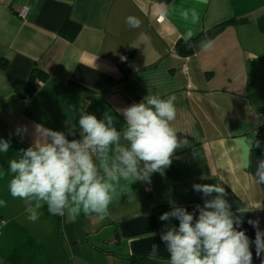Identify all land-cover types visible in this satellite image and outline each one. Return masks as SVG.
Instances as JSON below:
<instances>
[{
  "label": "crops",
  "instance_id": "obj_1",
  "mask_svg": "<svg viewBox=\"0 0 264 264\" xmlns=\"http://www.w3.org/2000/svg\"><path fill=\"white\" fill-rule=\"evenodd\" d=\"M28 9L20 19L14 8ZM180 7H196L197 25H189L198 40L222 27L208 50L191 54L177 50L186 27ZM164 14L161 19V14ZM135 16L139 28L126 18ZM80 25L73 40L61 33L65 22ZM235 20L236 23L223 25ZM0 139L11 141L0 153V264H154L151 245H160L165 225L174 218L160 215L173 206L189 212L203 206L194 184H220L233 212L247 204L240 230L255 240L249 220H259L264 232V184L253 181L257 161L264 159V0H0ZM124 60V61H122ZM122 61V62H121ZM125 70V71H124ZM35 76L43 86L31 95L24 91ZM176 96L173 122L178 149L163 174L150 182L121 181L109 214L51 215L47 207L32 222L25 204L13 198L4 173L8 161L34 140L37 124L78 139L79 110L102 118L139 103L148 94ZM77 111H74L73 109ZM18 127H26L23 135ZM255 137L261 148H250ZM251 174V175H250ZM203 177V179H202ZM253 264H261L251 245Z\"/></svg>",
  "mask_w": 264,
  "mask_h": 264
},
{
  "label": "clouds",
  "instance_id": "obj_2",
  "mask_svg": "<svg viewBox=\"0 0 264 264\" xmlns=\"http://www.w3.org/2000/svg\"><path fill=\"white\" fill-rule=\"evenodd\" d=\"M177 12L186 27L181 38L191 47L194 33L188 26L200 22L199 11L196 7H180ZM125 22L130 28L141 25L135 16L127 17ZM200 46L208 50L212 41H204ZM175 101L174 94L163 98L159 93L149 92L139 103L116 110L123 117L119 130L117 117L108 111L98 118L79 110L78 139H68V135L75 136L73 130L66 135L37 124L33 143L21 148L8 161L4 174L9 177L10 195L24 202L32 222L39 219L40 210L45 206L51 215L67 214L72 218L94 215L103 221L121 181L150 182L151 174H163L172 165L176 151L188 145L186 139H178V130L173 124L177 116ZM26 130L18 127L16 133L23 135ZM249 143L250 148H261V142L255 137ZM10 148V140L0 139V153L6 154ZM252 179L264 184V159L257 161ZM193 190L202 193L204 198L203 206H196L198 215L178 206L161 214V221L170 222L174 218L178 226L165 225L160 234L168 259L161 258L160 245L153 243L148 255L150 261L154 264H253V243L256 256L264 254V232L259 228V220L248 221L256 229L254 241L240 230L244 214L252 211L247 204L233 212L228 193L220 184L197 183ZM6 204L0 200V206Z\"/></svg>",
  "mask_w": 264,
  "mask_h": 264
},
{
  "label": "trees",
  "instance_id": "obj_3",
  "mask_svg": "<svg viewBox=\"0 0 264 264\" xmlns=\"http://www.w3.org/2000/svg\"><path fill=\"white\" fill-rule=\"evenodd\" d=\"M234 23H236L235 20H230V21L225 22L223 25L227 26V25H231V24H234ZM79 30H80V25L79 24L74 23V22H72L70 20H67L65 22L64 26L62 27V31H61L62 33L61 34L63 36H66V34H69L71 36L70 40H73L75 38V36L77 35V33L79 32ZM177 50L182 55H188V54H191L194 51L192 46L189 47L188 44H186L182 40L178 42ZM0 65H1V67L5 68V66H6L5 60L1 61ZM132 264H133V261H132Z\"/></svg>",
  "mask_w": 264,
  "mask_h": 264
},
{
  "label": "water",
  "instance_id": "obj_4",
  "mask_svg": "<svg viewBox=\"0 0 264 264\" xmlns=\"http://www.w3.org/2000/svg\"><path fill=\"white\" fill-rule=\"evenodd\" d=\"M222 27H216L214 29H211L209 32L203 34L198 40L194 41L192 43V48L194 51L198 50L201 46V43L204 41L210 40L215 34H217ZM37 80L35 76H31L26 84L25 87V95L26 96H31L36 90H37Z\"/></svg>",
  "mask_w": 264,
  "mask_h": 264
},
{
  "label": "built area",
  "instance_id": "obj_5",
  "mask_svg": "<svg viewBox=\"0 0 264 264\" xmlns=\"http://www.w3.org/2000/svg\"><path fill=\"white\" fill-rule=\"evenodd\" d=\"M14 12L16 13V15H17L20 19H24V18L26 17V15H27L28 9H27V7H25V6H18V7H15V8H14ZM122 61H124V60H122ZM122 61H121V62H122ZM37 86L41 87V86H43V83L40 82V81H38V82H37Z\"/></svg>",
  "mask_w": 264,
  "mask_h": 264
}]
</instances>
